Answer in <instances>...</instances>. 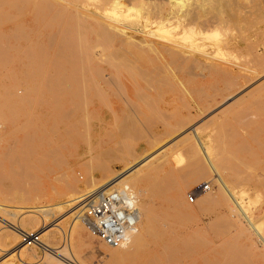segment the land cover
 <instances>
[{"label": "rangeland", "instance_id": "374dc122", "mask_svg": "<svg viewBox=\"0 0 264 264\" xmlns=\"http://www.w3.org/2000/svg\"><path fill=\"white\" fill-rule=\"evenodd\" d=\"M169 1L0 0V122L5 126L0 133V208L7 210L1 216L14 223L22 218L21 208L64 201L71 185L88 191L130 164L153 163V170L141 177L152 215L142 245L113 259L105 248L117 249L94 237L82 217L66 220L65 237L76 220L82 240L76 239L71 251L62 235L69 264H203L208 252L203 242L213 248L211 257L218 256L223 244L226 251L238 253L240 264H264V254L258 256L264 246L253 230L252 245L222 201L208 202L218 189L217 178L210 172L196 180L199 163L184 144L186 130L199 127L221 177L236 191L249 189L255 195V221L264 227V0ZM188 31L194 33L190 39L205 37L198 45L192 37L189 44ZM182 33L188 42L178 38ZM142 41L186 45L199 66L207 51L220 52L219 57L213 54L216 61L236 65L241 77L253 80L246 86H241L244 79L239 82L236 106L211 107L208 96L222 84L206 75L200 68L204 63L194 65L190 55L176 61L160 46V52L147 51L140 58L137 47L127 43ZM230 41L233 52H223ZM180 127L186 129L175 134ZM29 139L44 147L25 146ZM204 183L210 191L189 203L187 195ZM196 243L203 248L191 254ZM37 256L33 261L39 264H68L42 252ZM5 258L0 256V263ZM14 260L21 262L18 256Z\"/></svg>", "mask_w": 264, "mask_h": 264}, {"label": "bare ground", "instance_id": "6f19581e", "mask_svg": "<svg viewBox=\"0 0 264 264\" xmlns=\"http://www.w3.org/2000/svg\"><path fill=\"white\" fill-rule=\"evenodd\" d=\"M172 3H176V0H170ZM169 1V3H170ZM179 3V1L177 2ZM182 3V2H181ZM180 5V4H179ZM264 7V6H263ZM80 20V18L78 19ZM80 22V21H79ZM83 22V20H82ZM83 25V24H82ZM84 26V25H83ZM87 27V26H86ZM180 29V28H179ZM178 31V30H177ZM183 31V30H182ZM186 32V31H185ZM184 32V33H185ZM190 31H188L189 33ZM187 33V34H188ZM193 32L191 31V33H189L188 36V40H189V44L190 43H194V42H190L193 41V38L196 39L198 38V36L196 37L195 35L191 37V39L189 38L191 36ZM241 33V32H240ZM175 34V33H174ZM183 34V33H182ZM180 34V36L178 37L179 39H182L183 36V40L187 41L186 36L184 39V35L185 34ZM194 34V33H193ZM200 34V33H199ZM198 34V35H199ZM118 34H116L117 36ZM179 35V34H178ZM15 36V35H14ZM204 36L201 34V36H199L200 38ZM22 37V36H21ZM120 37V36H119ZM121 37H125L121 36ZM196 37V38H195ZM205 37V36H204ZM203 37V38H204ZM209 37V35H208ZM200 38H198V40H195V44L199 40ZM5 39V38H4ZM202 39V38H201ZM205 39V38H204ZM207 40V39H206ZM125 41V39L123 40ZM203 41V45H204V40ZM233 41V40H232ZM188 42V41H187ZM208 41H205V43ZM134 44V47H137V54H139L138 57H140V55H142L141 57H143V53H146L147 51H155V52H160L159 51V46L163 49V51L165 52V54L167 53L169 56L171 55L172 57H174V59L176 61H183V59H185V57H190L192 56V60L191 62L193 63L196 59L193 58L195 57V54L193 56L192 54H189L188 51L183 48L186 47L185 46H180L179 44L175 43V44H171V45H167V44H156V45H151L150 42H146V41H142L141 44H137L136 42H128L127 44ZM201 43V42H198ZM197 43V45H198ZM187 44V43H186ZM136 45V46H135ZM188 45V44H187ZM202 45V44H201ZM209 45V44H208ZM207 45V46H208ZM233 45H235V43H228L227 45H225V49H223V52H233ZM133 46V45H131ZM191 46V45H190ZM195 46V45H194ZM193 48V46H191ZM203 47V46H202ZM206 47V46H204ZM203 47V48H204ZM190 48V47H189ZM191 48V49H192ZM196 48V47H195ZM195 48L193 50H195ZM200 47H197L196 49H198ZM208 50V47H206ZM212 49V47H211ZM190 50V49H189ZM202 50H205L202 49ZM202 50L200 51V49H198L199 52H202ZM206 50V51H207ZM196 51V50H195ZM198 51H196L195 53H197ZM216 51V50H215ZM116 52V51H115ZM190 52V51H189ZM205 52V51H204ZM203 52V53H204ZM207 52H212L207 51ZM206 52V53H207ZM62 53V52H61ZM202 54L205 58V62H200L201 64H203L201 66H199V63L196 64V62H194L193 64L196 66H199L204 72L206 71V75H208L210 78H215L216 80H218V82L220 84H222L221 87H217V84L215 85V91H214V96L209 97L208 99L210 100V106L213 107L214 105H226L228 107L231 106H236V104H238V100L236 99V97L239 99V97L237 96V94H239V92L237 93L236 89L237 86H239V82L241 80H245V84H242L241 86H246L249 82H251L253 80V78H244L241 77L240 74L237 72L236 69V65L235 66H229L227 65L226 62H220L219 60L216 61L215 57L216 54H218L217 56L219 57V53L217 52L216 54L213 51V54ZM222 53V51H221ZM135 54V53H134ZM199 53H197L198 55ZM61 55V54H60ZM116 55V54H115ZM190 55V56H189ZM223 55H226L223 53ZM117 56V55H116ZM201 56V53L200 55ZM222 56V54L220 55V57ZM10 57V56H9ZM140 57V58H141ZM215 59H214V58ZM226 57V56H225ZM224 57V58H225ZM2 58V57H1ZM168 58V56H167ZM186 58V59H187ZM223 58V60H224ZM115 59V58H114ZM143 59V58H142ZM145 59V58H144ZM194 59V60H193ZM121 60V59H120ZM173 60V59H172ZM197 61V60H196ZM171 62V61H169ZM186 62V60H185ZM199 62V60H198ZM220 62V63H219ZM183 63V62H182ZM229 63V62H228ZM176 64V62H175ZM186 64H190L189 62ZM193 65V66H194ZM203 67V68H202ZM77 68V67H76ZM135 68V67H134ZM156 68V67H155ZM239 69V68H238ZM243 70V68H241ZM247 69V68H246ZM245 69V70H246ZM82 70V69H81ZM244 70V71H245ZM153 71V70H152ZM247 71V70H246ZM80 72V71H79ZM161 72V71H160ZM163 72V71H162ZM248 72V71H247ZM251 73H255L253 71H250ZM76 73V72H75ZM249 73V72H248ZM84 78V77H83ZM102 79V78H101ZM85 80V79H84ZM89 80V79H88ZM263 81V80H262ZM181 83V82H180ZM242 83V82H241ZM182 84V83H181ZM178 84V85H181ZM219 84V85H220ZM258 84V83H257ZM184 87V86H182ZM245 89V87H244ZM242 88V90H244ZM62 90V89H61ZM64 90V89H63ZM185 90V89H183ZM5 91V90H4ZM250 91V89H249ZM252 94V93H251ZM17 95V94H16ZM84 95V94H83ZM81 95V96H83ZM244 95V94H243ZM207 98V96L205 97ZM213 98V99H212ZM212 99V101H211ZM206 101V100H205ZM9 103V102H8ZM10 106V105H9ZM135 106V105H134ZM224 108V107H223ZM222 109V108H221ZM229 109V108H228ZM250 110V109H249ZM245 111V110H244ZM244 113V112H243ZM65 115V114H63ZM132 116V115H130ZM245 117H247L246 115H244ZM206 117V116H205ZM1 120V119H0ZM198 120V119H197ZM254 120V119H253ZM5 121V120H4ZM126 121V120H125ZM229 121V120H228ZM225 122V121H224ZM4 123V122H3ZM3 123L0 122V133L4 132L5 126H3ZM8 123V122H7ZM14 123L16 122H12V124L14 125ZM128 123V121H127ZM10 124V123H9ZM8 124V125H9ZM263 124V123H262ZM5 125V124H4ZM11 126V125H10ZM9 126V127H10ZM23 126V125H20ZM18 126V127H20ZM25 126V125H24ZM27 126V125H26ZM25 126V127H26ZM121 126V125H120ZM131 126V125H130ZM219 126V125H218ZM224 126V125H223ZM249 126V125H248ZM8 127V128H9ZM17 127V128H18ZM24 127V128H25ZM31 127V126H30ZM194 126L192 125L190 128H188L186 131H188V133H185V141L182 139L181 141L188 142L189 145V149L191 150V153H194V160L196 162L199 163V165L197 166V169L195 170L194 174L196 177V180L198 182L202 181L203 179H205V177L207 176L208 173H213L216 178H217V183H218V189H216V192L214 193V195H209L208 196V202L210 204H217L219 201H222L227 209V215H229L230 219L235 220L236 223L238 224V226L240 227V229H242V233L241 235L245 238L246 241L250 242L252 245L255 243V241L253 240V238L250 236L249 231L250 229L253 230V232L257 235L259 242L264 246V230L263 228L260 226V224H258V222H256V212L255 210H253L252 208L254 207L253 204L251 203V200L254 199L253 196L255 195H251L249 193V189H245L244 191H242V189H239L238 191H236L235 188H233L230 184H227L228 182H226L222 177L221 174H219V172L216 169L215 164L213 163V161L211 160L212 158H210L211 156L208 155V149H209V141L207 138H205V136L203 137L199 132V127L193 128ZM16 128V129H17ZM124 128V127H123ZM225 128V127H224ZM20 129V128H18ZM27 129V128H25ZM31 128H28V130H30ZM185 128L180 127L177 128V130L175 131L176 133L181 134L180 132H182L183 130H185ZM218 129V128H217ZM228 129V128H227ZM15 130V129H13ZM16 132H18L16 130ZM25 132V130H24ZM27 132V131H26ZM11 133V132H10ZM47 133V132H46ZM13 134V133H12ZM15 134V132H14ZM171 135V134H170ZM184 136V134H182ZM180 137H183V136ZM45 137V136H44ZM31 138V137H30ZM173 138V137H172ZM180 139V138H179ZM26 142L22 143L25 146H36V147H44L43 144L38 143L37 141L34 142L33 140H25ZM47 141V140H46ZM45 141V142H46ZM179 141V140H178ZM49 142V140L47 141ZM16 143V142H14ZM43 143V142H42ZM179 143V142H178ZM183 143V142H182ZM211 143V142H210ZM27 144V145H26ZM47 144V143H46ZM50 144H54V143H50ZM49 145V144H48ZM23 146V145H21ZM23 146V147H25ZM50 146V145H49ZM214 146V145H213ZM212 147V146H211ZM151 148V146L149 147ZM158 148V147H157ZM162 148V147H161ZM188 148V147H186ZM185 149V148H184ZM152 150V149H151ZM150 150V151H151ZM187 150V149H186ZM210 150V149H209ZM146 152V151H145ZM214 152V151H213ZM214 154V153H213ZM6 155V154H5ZM131 156V155H130ZM147 156V155H146ZM155 156V155H154ZM210 156V157H209ZM6 158H8V156H5ZM202 158H204L202 160ZM141 159V158H140ZM148 159V158H147ZM15 160V158H14ZM149 160H152V158ZM133 161L135 162V160L133 159ZM160 161V160H159ZM201 161V162H200ZM133 162V163H134ZM14 163V161H13ZM16 163H18V161H16ZM163 163V162H162ZM197 163V164H198ZM12 164V163H11ZM13 165V164H12ZM21 167L25 166L24 164H18ZM152 164H149L148 161H144L142 163H139L136 165L130 164L129 166L125 167V169L119 173H117L115 176H113L112 178L108 179V178H104V180L107 181H103V183H100V185L98 186H94V183H91V185H93V188L91 189L90 187H87L88 191H80L79 189H77V186H72L70 187V189L68 190V192L63 195L64 196V201L58 202V203H46V204H38L36 206L33 207H29V208H21L19 209L18 213L19 215H21L22 218H20V220L11 223L8 220L4 219L1 214H0V222L3 223V226L0 227V256L1 257H7L5 258L0 264H17V262H15L14 258L15 256L20 257V264H39L40 262H34L33 260L36 259L39 255V253H43V255H46L45 257H47V255H50L51 259H53L54 261H58V262H67L69 264V259H67V257L65 256V253L63 250L67 249V246H64L65 244H63L62 246V235H64V243L67 241L70 250L72 251V244L73 242L77 239L78 242H81V237L77 235V228L79 227V222H77L75 220V222L73 221V224L71 225V229L69 231V237L67 239V237H65V232H64V223L66 220H72V219H77L79 217H82L84 209L86 207V205L92 201H94L97 196L102 193L103 191H106L108 186L116 181V180H120L121 182H129V181H133V186L132 188L135 190L137 197H138V208L140 210V214H141V219L139 222V226H138V231L132 235L128 241L127 244L122 245L119 248H116L117 250L113 251V250H109L108 248L106 249V253L112 257L113 259L118 257H121L124 253L127 252H131L136 250L135 247H139L142 245L143 241L146 240V236L148 235V231L150 229V224L152 221V215H151V211L148 208V202L144 200L143 198V193L144 190L142 189V180L141 177H143L142 173H145V171L152 169ZM156 165V164H154ZM19 166V167H20ZM157 169V168H156ZM164 169V166L160 167V170ZM252 169V168H251ZM101 170V169H100ZM19 171V170H18ZM20 172V171H19ZM156 172V171H155ZM22 173V171H21ZM12 174V173H11ZM148 174V173H147ZM146 174V175H147ZM18 175V174H17ZM3 176V175H2ZM14 177V176H13ZM91 177V176H90ZM108 177V176H107ZM146 177V176H145ZM149 178V177H148ZM8 179V178H7ZM95 179V178H94ZM181 179V178H180ZM21 180V179H20ZM146 180V179H145ZM17 181V180H15ZM19 181V180H18ZM90 181V180H89ZM4 180H2V177L0 178V183L3 184ZM93 182V181H91ZM95 182V181H94ZM101 182V181H100ZM7 183V182H6ZM97 183V182H95ZM88 184V183H87ZM18 185V184H17ZM16 185V186H17ZM20 185V184H19ZM90 186V184H89ZM18 187V186H17ZM19 188V187H18ZM13 189V188H12ZM160 190V189H159ZM150 192V191H149ZM158 192V191H157ZM154 195V194H153ZM207 196V195H206ZM257 196V194H256ZM201 200V198H199ZM247 200V201H246ZM142 202V204H141ZM1 206V205H0ZM259 210V209H258ZM7 211L4 208H0V213H3ZM9 212V210H8ZM6 212V213H8ZM15 212V211H14ZM237 213L240 214V216L243 218L244 222H242L241 220L238 219L237 217ZM4 214V213H3ZM10 214V213H9ZM17 214V213H16ZM14 213V215H16ZM13 215V214H12ZM10 215V216H12ZM68 215V216H67ZM227 215L225 217H227ZM18 216V215H17ZM16 216V217H17ZM18 218V217H17ZM0 223V224H1ZM231 223V222H229ZM214 224V223H212ZM210 224V225H212ZM258 224V225H257ZM83 225L84 227L86 226L84 220H83ZM233 225V224H232ZM215 226H217V224H215ZM219 226V225H218ZM212 227V226H211ZM37 230L38 233H41V242H42V248L41 247H36V246H24L23 244H21V238H20V233L24 232L28 235L33 234L34 230ZM87 228V226L85 227ZM221 228V227H220ZM34 229V230H33ZM239 232V231H238ZM149 238V237H148ZM66 242V244H67ZM76 242V241H75ZM147 242V241H145ZM200 242V241H199ZM198 242V243H199ZM82 243V242H81ZM249 243V244H250ZM194 244V243H193ZM205 244V250L206 251H210L211 249V245L210 243L208 244L207 242H203V247ZM229 244V243H228ZM59 245H61L59 247ZM261 245V246H262ZM224 245L222 244L221 246H219L218 250H217V257H211L208 255V252L206 255L202 256V263L203 264H237V262H239L238 260L239 257H237L238 253L235 251L229 252L226 251L223 247ZM64 249H63V248ZM143 247V246H142ZM141 247V248H142ZM202 247V245L197 244L189 249V252L192 254V252L195 253V248H199ZM202 247V248H203ZM213 247V246H212ZM227 247V245H226ZM246 248V247H245ZM249 248V247H248ZM112 249V248H110ZM115 249V248H114ZM227 249V248H226ZM247 249V248H246ZM198 250V249H197ZM200 250V249H199ZM243 250V249H242ZM249 250V249H248ZM66 251V250H65ZM215 251V250H214ZM75 252V251H74ZM247 252V251H246ZM259 252V251H258ZM257 252V253H258ZM97 253V252H96ZM193 253V254H194ZM210 253V252H209ZM264 254V249L260 251V254ZM99 255V257L104 258V256L106 255L103 252H99L97 253ZM196 254V253H195ZM242 254V253H241ZM258 255V256H262ZM107 256V255H106ZM249 256V255H248ZM243 257V256H242ZM247 257V256H246ZM108 258V257H107ZM106 258V259H107ZM111 258V259H112ZM264 258V257H263ZM44 259V258H43ZM112 259V260H113ZM250 259V257H249ZM224 261V262H221ZM246 261V260H245ZM243 259V262H245ZM113 262V261H112ZM242 262V261H241ZM242 262V263H243ZM247 263V262H245ZM71 264H74L73 262H71ZM240 264V262H239ZM244 264V263H243Z\"/></svg>", "mask_w": 264, "mask_h": 264}, {"label": "built area", "instance_id": "2783aa9c", "mask_svg": "<svg viewBox=\"0 0 264 264\" xmlns=\"http://www.w3.org/2000/svg\"><path fill=\"white\" fill-rule=\"evenodd\" d=\"M208 191L210 184L204 183L187 195V201L192 204L198 194ZM82 218L94 237L110 248H119L138 231L141 214L137 194L128 183L116 180L86 205ZM40 237L38 232L30 235L20 233L24 246L42 248Z\"/></svg>", "mask_w": 264, "mask_h": 264}]
</instances>
